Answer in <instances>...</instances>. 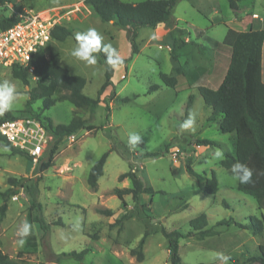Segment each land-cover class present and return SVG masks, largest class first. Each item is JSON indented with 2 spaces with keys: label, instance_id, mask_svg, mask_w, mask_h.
Here are the masks:
<instances>
[{
  "label": "rangeland",
  "instance_id": "374dc122",
  "mask_svg": "<svg viewBox=\"0 0 264 264\" xmlns=\"http://www.w3.org/2000/svg\"><path fill=\"white\" fill-rule=\"evenodd\" d=\"M17 7H21L22 12H41L53 18H60L71 10L59 21L73 28L75 36L95 28L109 53L121 57L131 55L126 29L115 21H101L83 0H12L0 5V20L14 15L13 11L18 13ZM260 26L264 29V0L242 1L237 9H232L227 0H177L169 24L155 29L141 28L137 39L139 53L126 64L114 66L113 85L102 95L106 103L102 101L95 108L78 107L62 99L63 91L53 96L56 102L47 110L42 100L34 101L35 112L49 117L55 125L82 118L96 129H80L66 137L55 150L52 166L38 173L41 180L37 201L41 209L33 207L25 188L12 189L6 214L0 221L2 249L23 264H56L55 255L87 247L90 250L82 260L63 257L57 264H170L168 240L162 232L166 229L193 231L179 240L184 264H223L216 253L230 256L228 264H261L252 256L258 254L259 244L264 243V231L256 235L235 222L248 224L251 216L261 218L264 209L259 208L253 196L238 189L239 182L233 179L232 168L221 165L226 150L235 152L232 133L221 132L214 121L208 120L209 109L196 86H184L185 82L192 85L193 79L200 75H196L198 67L207 62L215 69V59L219 62L217 69L226 65L231 47L223 42L229 28L243 31ZM173 29L184 30L175 32L184 45L174 46ZM79 45L73 37L61 43L53 41L46 54L48 56L51 49H60L65 64L71 65L74 73L87 78L84 93L97 97L105 81V67L98 61L95 51L90 53L97 61L95 65H87L73 57L71 52ZM172 53L186 72L178 76L180 83L174 87L167 85L162 77L172 74ZM4 80L13 83L17 93L9 111L15 116L22 115L27 110L28 90L35 81L26 86L13 77L10 68L0 66V81ZM201 84H206L205 79ZM153 86L158 87L154 89ZM192 94L194 99L188 109L187 101ZM188 121L190 125L183 127ZM132 137L139 139L131 143ZM196 138L213 139L223 147L199 145ZM51 148L50 144L48 150ZM48 150L44 160L48 158ZM218 151L222 153L219 158L215 155ZM106 152L104 174L97 190H93L87 183L88 172ZM146 152L159 154L143 157ZM188 156L199 174L211 177L212 171L216 173L219 182L216 194L203 192L204 181L199 182L186 170ZM39 165L40 162L34 164L8 147H0V192L10 190L9 176H38ZM130 168L154 190L142 194L137 207L131 194L125 195L124 206L113 193L116 187H131L129 178L119 180L120 174ZM235 174L238 175L237 170ZM2 202L0 197V205ZM104 207L112 209L114 214L107 216L97 211ZM124 213H131L132 217L125 219L121 228L112 225ZM202 213L208 218L206 228L213 229L206 237H201L191 226V220ZM37 215L50 223V250L43 245V230L35 221ZM58 219L63 226L53 224ZM223 220L225 224H218ZM25 224L29 225L27 236L22 235ZM145 233L144 259L138 261L130 250L138 248ZM21 240L24 241L22 245Z\"/></svg>",
  "mask_w": 264,
  "mask_h": 264
},
{
  "label": "trees",
  "instance_id": "16d2710c",
  "mask_svg": "<svg viewBox=\"0 0 264 264\" xmlns=\"http://www.w3.org/2000/svg\"><path fill=\"white\" fill-rule=\"evenodd\" d=\"M12 0H0V5ZM232 9H237L239 3L247 0H227ZM177 3V0H145L138 3H131L125 0H84V4L89 7L101 21H115L118 25L126 29L132 51L130 57H121L116 54L109 53L101 42V47L95 50V55L98 61L105 67V81L98 90L97 97H91L84 93V87L87 80L80 74L72 73L67 67L61 63V52L57 49H51L48 56H35L31 64L34 65V72L29 73L27 68L19 65H14L11 68V73L14 78L21 80L26 86L34 80L35 84L28 90L29 99L26 103V111L22 114H32L41 119L52 135L50 144L51 150H48V158L45 157L40 161L34 178L12 177L7 178L11 185L10 190L0 192V197L3 202L0 205V221L6 214L8 208L9 196L13 194L12 189L16 187L25 188L31 196L33 207L38 206L41 209V203L37 201V193L39 192V181L41 176L38 173L49 169L52 166V158L59 144L68 136L76 133L80 129L93 130L96 126L89 124L86 119L74 118L67 124L54 125L49 117H41L32 107V103L36 100H42L45 110L49 109L56 100L54 95L62 92V99L68 100L78 107L95 106L100 102L106 101L102 98L104 91L113 85L112 77L114 75V66L118 64H126L131 58L140 51L138 43L139 30L143 27L156 28L161 25L169 24L172 19V11ZM18 12H22L21 7H17ZM18 21L16 14L2 18L0 20V29H6ZM74 29L64 25H56L52 30V42H63L69 37H73ZM183 32V29L171 30V37L174 40V46L179 47L185 44L179 37L175 36V32ZM51 42V43H52ZM231 47V58L228 70L220 86L216 89L201 85L198 91L202 96L205 105L211 107L213 112L209 120L218 119V129L223 133H236V150L232 153L225 151V156L221 160V165L227 169L232 168L236 163L244 165L252 170L250 183L238 184V189L246 194L253 196L260 209H264V81L262 79V52L264 44V29H247L243 31H235L229 28L225 36L224 42ZM227 44V45H228ZM173 58L177 60V56ZM117 61L113 65L109 60ZM182 66L173 68L172 74H163L162 77L167 85L174 86L177 78L181 74H185ZM158 86H153L156 89ZM194 95H190L187 101V108L191 106ZM107 109L109 106L106 104ZM5 118L16 117L14 113L6 110L3 112ZM199 145H215L223 147L216 140L202 138L196 140ZM13 153H20L28 158V156L9 145ZM158 152H146L143 157L156 156ZM108 153H104L91 166L87 183L91 189L97 190L100 177L104 174V166ZM29 159V158H28ZM30 160V159H29ZM186 170L197 178L199 182L204 181V186L201 190L207 194H216L219 190V182L216 173L212 171L211 177L196 172L192 167L191 157L186 158ZM238 175H243L242 169H237ZM125 178L131 180V187H116L113 193L117 195L125 206V195L131 194L135 206L140 204L141 195L144 193H153L154 190L148 186L136 172L130 168L128 171L121 173L119 180ZM99 213L112 216L113 210L107 207L98 208ZM132 217L131 213H124L117 218L112 225L123 226L125 219ZM35 221L39 223L43 230L42 242L44 247H48L50 235V223L46 222L43 216L37 215ZM228 222H231L230 220ZM226 220L218 224H225ZM239 226L251 229L254 234H261L264 231V214L261 218L251 216L248 224L235 222ZM53 224L64 225L61 219L54 221ZM208 218L205 213L191 220V226L194 231L201 237H206L213 232L212 228H206ZM163 234L168 240L169 260L170 264H184L179 253V240L190 236L193 231L184 233L179 230L168 231L162 229ZM147 233H145L138 243V248L131 249L130 253L135 256L138 261L144 259L143 246ZM257 255L252 256V259L264 264V243H260ZM50 250V249H49ZM90 250L88 247L81 251L63 252L55 255L56 264L63 257H74L77 260H82L84 255ZM0 264H23V262L15 260L0 245Z\"/></svg>",
  "mask_w": 264,
  "mask_h": 264
},
{
  "label": "built area",
  "instance_id": "2783aa9c",
  "mask_svg": "<svg viewBox=\"0 0 264 264\" xmlns=\"http://www.w3.org/2000/svg\"><path fill=\"white\" fill-rule=\"evenodd\" d=\"M67 10L61 17L68 16ZM18 21L6 29H0V66L11 68L19 65L34 72L31 64L35 56L45 55L52 42V30L62 25L53 16L45 17L41 12H15ZM15 115V114H14ZM52 135L43 121L32 114L5 118L0 114V147L9 145L24 152L31 162L39 163L47 153Z\"/></svg>",
  "mask_w": 264,
  "mask_h": 264
},
{
  "label": "clouds",
  "instance_id": "9594fccd",
  "mask_svg": "<svg viewBox=\"0 0 264 264\" xmlns=\"http://www.w3.org/2000/svg\"><path fill=\"white\" fill-rule=\"evenodd\" d=\"M77 41H80L79 48H73L71 55L78 60L84 61L87 65H95L96 59L90 55L91 52L101 47L102 36L97 32L95 28H89L83 33H77L75 36ZM109 63L115 65L117 61L109 60ZM16 87L13 83L8 80L0 81V114L4 111L9 110L12 107L13 101L16 99ZM191 121L186 122L183 127H188ZM139 137H132L131 143H135ZM216 157L219 158L222 153L216 152ZM242 169L243 175H236V170ZM233 179L237 180L241 184L250 183L252 177V170L248 167L236 163L232 166ZM29 234V225L25 224L22 235L27 236ZM23 240L20 241L22 245ZM216 258L223 261V264H228L231 259L230 256L224 253H216Z\"/></svg>",
  "mask_w": 264,
  "mask_h": 264
},
{
  "label": "crops",
  "instance_id": "0c3cea01",
  "mask_svg": "<svg viewBox=\"0 0 264 264\" xmlns=\"http://www.w3.org/2000/svg\"><path fill=\"white\" fill-rule=\"evenodd\" d=\"M84 1V0H83ZM257 22V21H256ZM253 29H263L261 26L260 27H254ZM183 36H181V39H183L182 38ZM209 39L210 40H213V41H216V42H219L218 40H216V39H214V38H210L209 37ZM189 40V38L188 37H186V39H185V41H188ZM61 43V42H60ZM60 50V49H59ZM60 52H61V50H60ZM230 58H231V54H229L228 55V57H227V59H226V65H224V66H222V67H220L219 69H217V64L219 63L218 62V60H214V64H216V69H215V67L214 68H212L211 66H210V64H209V62H207L206 64H204V65H202V66H200V67H198V71H197V73L198 74H196L197 76H198V78H194L193 79V83H192V85L190 86V84H188V83H186L185 82V84L186 85H184L185 87H189V88H193L194 86H196L197 87V91H198V87L199 86H201V85H206V86H210V87H212V88H214V89H216V88H218L219 86H220V84L222 83V81H223V79H224V76L226 75V72H227V70H228V67H229V64H230ZM61 63H62V65L63 66H65V67H67L72 73H74L73 71H72V69L71 68H73L71 65H66L65 64V61H63V57H62V52H61ZM173 65H174V68L175 67H179L180 66V61L179 60H173ZM75 74H77V73H75ZM81 75V74H80ZM124 75V74H123ZM122 75V76H123ZM82 76H84V75H82ZM85 77V76H84ZM86 78V77H85ZM205 79V81H206V84H201V82L203 81ZM262 79H263V81H264V44H263V52H262ZM86 80H87V78H86ZM113 81V80H112ZM87 82H88V80H87ZM179 83H180V80L178 79L177 80V82H175L174 83V86H177V85H179ZM87 84V83H86ZM194 85V86H193ZM86 86V85H85ZM173 86V87H174ZM198 94H200L199 93V91H198ZM204 104H205V102H204ZM206 106V105H205ZM206 107H208V106H206ZM207 109H209V115H208V120H209V117H210V115L212 114V112H213V110H212V108L211 107H208ZM210 121H214L215 122V124H216V127L218 128V119L217 120H210ZM55 125V124H54ZM232 134H231V139H232V144L234 145V147H235V150H236V133H234V132H231ZM198 138H200V137H198ZM198 138H196V139H198ZM196 139H194V140H196ZM202 139V138H201ZM232 153H235V152H232Z\"/></svg>",
  "mask_w": 264,
  "mask_h": 264
}]
</instances>
